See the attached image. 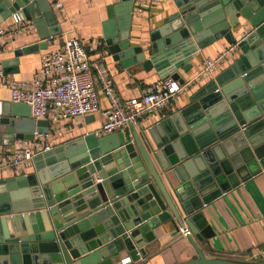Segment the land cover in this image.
I'll return each instance as SVG.
<instances>
[{"label": "water", "instance_id": "water-1", "mask_svg": "<svg viewBox=\"0 0 264 264\" xmlns=\"http://www.w3.org/2000/svg\"><path fill=\"white\" fill-rule=\"evenodd\" d=\"M173 1L174 10L154 31V56L130 44L134 0L113 4L102 23L109 49L130 63L159 68L163 63L154 64L155 58L164 56L165 46L193 38L202 47L222 36L234 42L230 26L246 17L253 28L238 44L247 61L239 60V70L201 88L198 101L181 116L169 115L140 131L129 123L126 130L82 134L64 144L60 160L52 157L27 174L0 178V264H113L111 247L118 240L135 258L154 237L140 233L165 218L177 230L188 225L196 249L168 264H264V259L207 255L192 235L212 234L204 202L264 169V0ZM14 11L37 23L40 11L53 12L48 0H0V21ZM30 114L28 103H9L0 116L7 123L0 129V147L48 130V118Z\"/></svg>", "mask_w": 264, "mask_h": 264}, {"label": "crops", "instance_id": "crops-1", "mask_svg": "<svg viewBox=\"0 0 264 264\" xmlns=\"http://www.w3.org/2000/svg\"><path fill=\"white\" fill-rule=\"evenodd\" d=\"M56 1L48 0L49 7L53 10L51 14L46 16L43 11H40L39 23L34 17L25 16V18L33 20L34 26L5 40L1 53L4 73L19 79L30 80L40 65L41 53L45 49L57 46L66 35H78L84 42L93 43L103 48V64L107 68V73L117 93L121 97H128L140 93L142 87L147 83L155 82L166 75H174L175 70L179 73V77L175 76L174 78L180 80L183 77L184 81H187L201 67L206 56L216 55L225 44L229 43L222 36L202 47L197 46L193 38L187 43L165 46L160 50L164 51V56L157 60L155 58L154 62L157 65L163 64L158 65L159 68L152 66L146 69L141 62L130 63V59L127 57H121L117 52L111 51L105 42L102 23L108 17L109 12L113 11L112 5L119 0H60L62 2L60 7L56 5ZM174 8L173 0H134L130 24V44H139L146 56H154L150 50V44L156 33L154 31L164 23L166 16ZM10 19H12V15L3 18L0 24H4ZM247 26L253 28L246 17H240L235 26H230L235 40H238L240 32ZM27 45L31 47L19 54L15 52L18 47ZM187 56L191 57L187 59ZM239 60L247 61L245 50H242L238 44L210 73L193 82L184 83L185 85L166 107L141 116L138 121L133 123L134 126L140 131L153 126L169 115L179 114L181 116L182 109L198 101L197 97L201 88L218 77L224 79L230 71L239 70V67L235 65ZM183 64L186 65L187 70L182 67ZM171 65L176 66L175 69L170 70ZM165 72L168 73L162 76L161 74ZM99 95L103 108L109 103V100L100 86ZM11 101L14 100L10 97L9 84L0 80V116H4L3 114L9 109ZM102 119V112L96 110L85 115L61 119L58 123H49V137L53 138V146L39 154L41 156H37L39 158L36 160L33 157L16 168H3L0 170V178L27 174L35 169L37 163L46 164L47 159L52 157L55 161L60 160L65 155L64 144L66 142L88 132L96 133L94 130L100 126ZM6 126V122L0 121V129H4ZM121 129H128V125ZM201 210L212 229V234L201 239L193 233L192 235L207 255L243 257L246 253L254 250L264 242V169L251 173L235 185L225 187L219 195L204 202ZM46 220H48V216H46ZM151 232L154 233V237L151 240H145L141 246L144 250L138 251L139 255L135 258H132L130 250L124 243L118 240L111 247V251H115L113 264H120V259L126 255H130V260L125 264H168L189 258L196 253L189 238L190 235L181 234L180 229L177 230L171 218L160 220L154 226L148 227L145 232H141L140 235L142 234L141 236L144 238L143 234ZM90 241L91 239L87 242L92 244Z\"/></svg>", "mask_w": 264, "mask_h": 264}, {"label": "built area", "instance_id": "built-area-1", "mask_svg": "<svg viewBox=\"0 0 264 264\" xmlns=\"http://www.w3.org/2000/svg\"><path fill=\"white\" fill-rule=\"evenodd\" d=\"M61 3L60 0L56 1L59 7ZM11 15L12 19L0 24V80L9 84L11 99L28 103L32 117L48 118L51 124L100 110L103 119L94 130L96 133L121 129L129 123H135L145 114L166 107L184 83L193 82L210 73L252 29L250 26L245 27L238 40L225 44L216 55L206 56L201 67L187 81L181 83L173 76L166 75L145 84L138 94L121 97L103 64V48L84 42L78 35H66L60 44L45 49L41 53L40 65L30 80L4 73L1 53L5 40L34 26L32 19L20 16L17 11ZM99 86L109 100L103 108ZM52 146L53 138L49 137V129L34 130L32 137H15L12 143L0 147V170L16 168ZM180 233L189 235L191 229L188 225L181 226ZM240 258L264 259V242ZM129 260L130 255H126L120 259V264Z\"/></svg>", "mask_w": 264, "mask_h": 264}]
</instances>
